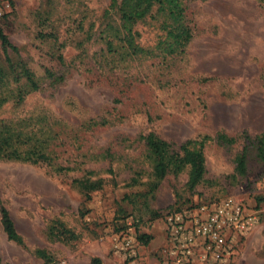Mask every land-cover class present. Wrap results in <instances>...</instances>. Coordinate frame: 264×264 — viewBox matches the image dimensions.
I'll return each mask as SVG.
<instances>
[{
    "label": "rangeland",
    "instance_id": "obj_1",
    "mask_svg": "<svg viewBox=\"0 0 264 264\" xmlns=\"http://www.w3.org/2000/svg\"><path fill=\"white\" fill-rule=\"evenodd\" d=\"M187 2L193 39L186 53L124 66L102 50L119 23L118 14L105 15L110 0H0V29L16 49L0 44L9 98L0 119L33 125L45 113L57 121V163L71 167L56 173L0 160V206L21 238L9 241L0 224V264H156L171 207L227 198L261 211L260 236L249 235L229 264H264V164L252 160L245 178L227 179L243 139L230 149L207 140L204 179L191 191L187 170L149 190L154 180L142 140L149 132L174 144L264 133V10L257 0ZM154 24L136 25L141 46L157 42ZM23 66L40 87L17 103L12 87ZM90 120L105 125L81 128ZM101 147L114 157L91 161ZM85 171L103 180L90 200L73 184ZM125 240L135 258L126 256Z\"/></svg>",
    "mask_w": 264,
    "mask_h": 264
},
{
    "label": "trees",
    "instance_id": "obj_2",
    "mask_svg": "<svg viewBox=\"0 0 264 264\" xmlns=\"http://www.w3.org/2000/svg\"><path fill=\"white\" fill-rule=\"evenodd\" d=\"M257 1L264 10V0ZM189 9L187 0H122L120 3L118 0H110L105 15L118 14L119 23L118 26L109 28L103 38L102 50L111 56L113 61L116 59L124 66L136 61L167 60L183 56L193 39ZM148 20L154 21L160 35L153 46L143 47L137 41L139 34L135 27L139 23L148 22ZM0 44L4 50L12 52L16 50L1 29ZM5 60L8 64V55L6 54ZM10 66L13 69L11 62ZM15 71L13 69V72ZM45 73L50 77V72ZM20 79L24 80L22 84L19 82ZM55 80L59 82L61 78L56 77ZM14 81L18 82L12 87V91L15 92L13 98L17 103H20L25 95L38 91L40 87V80H37L33 72L24 66L21 67L20 74L14 78ZM8 100V75L0 70V107L9 103ZM56 124L57 121L52 120L45 113L38 115L33 125L26 123L15 125L7 119H0V160H14L34 165L45 164L56 173L70 171L71 167L57 163L56 146L60 145L54 143L60 139L54 129ZM103 125H105V120L100 123L90 120L81 128L89 131ZM240 139H243V147L235 155L233 171L227 177L231 184L237 183L238 180L249 174L252 160L256 164H264V133L254 136L240 134L233 137L219 133L213 138L200 136L197 139L174 144L149 132L142 138L154 180L150 184L149 190L154 189L166 175L178 174L187 170L186 187L191 191L204 179L205 142L207 140L215 141L220 146L230 149L238 144ZM110 150V148L101 147L96 151V154H89L88 158L91 161H107L108 158L114 157ZM82 164L84 163L79 164V168ZM92 177H95L94 171H85L81 178L73 180V184L86 196L87 200H90L89 194L98 191L103 185V180ZM131 182L137 184L139 181L134 178ZM185 203H189V200ZM176 206L174 205L171 209ZM0 224L9 241L20 243L21 238L4 206H0Z\"/></svg>",
    "mask_w": 264,
    "mask_h": 264
},
{
    "label": "built area",
    "instance_id": "obj_3",
    "mask_svg": "<svg viewBox=\"0 0 264 264\" xmlns=\"http://www.w3.org/2000/svg\"><path fill=\"white\" fill-rule=\"evenodd\" d=\"M260 213L231 198L174 207L162 218L166 245L158 264H229L261 227ZM123 244L126 256L135 258L128 240Z\"/></svg>",
    "mask_w": 264,
    "mask_h": 264
},
{
    "label": "crops",
    "instance_id": "obj_4",
    "mask_svg": "<svg viewBox=\"0 0 264 264\" xmlns=\"http://www.w3.org/2000/svg\"><path fill=\"white\" fill-rule=\"evenodd\" d=\"M258 233H259V230H258L257 228H255V229L250 233V238H253V237H256V236H260V234L258 235ZM164 241H165V239H164ZM129 264H137V263H129ZM156 264H158V261H157ZM253 264H255V263H253Z\"/></svg>",
    "mask_w": 264,
    "mask_h": 264
}]
</instances>
